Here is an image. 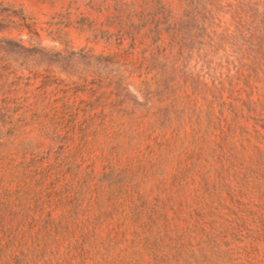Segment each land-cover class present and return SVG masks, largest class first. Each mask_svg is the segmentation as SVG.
Masks as SVG:
<instances>
[{"label":"rangeland","instance_id":"374dc122","mask_svg":"<svg viewBox=\"0 0 264 264\" xmlns=\"http://www.w3.org/2000/svg\"><path fill=\"white\" fill-rule=\"evenodd\" d=\"M0 264H264V0H0Z\"/></svg>","mask_w":264,"mask_h":264},{"label":"trees","instance_id":"16d2710c","mask_svg":"<svg viewBox=\"0 0 264 264\" xmlns=\"http://www.w3.org/2000/svg\"><path fill=\"white\" fill-rule=\"evenodd\" d=\"M10 42V41H9Z\"/></svg>","mask_w":264,"mask_h":264}]
</instances>
